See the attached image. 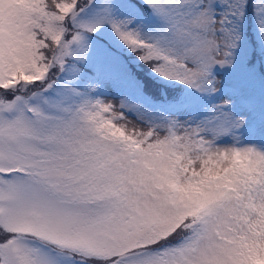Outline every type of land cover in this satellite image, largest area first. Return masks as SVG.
Listing matches in <instances>:
<instances>
[{"label":"snow or ice","instance_id":"snow-or-ice-1","mask_svg":"<svg viewBox=\"0 0 264 264\" xmlns=\"http://www.w3.org/2000/svg\"><path fill=\"white\" fill-rule=\"evenodd\" d=\"M0 264H264V0H0Z\"/></svg>","mask_w":264,"mask_h":264}]
</instances>
